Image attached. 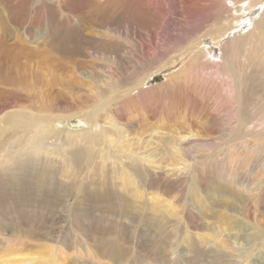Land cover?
Listing matches in <instances>:
<instances>
[{
	"label": "rangeland",
	"instance_id": "374dc122",
	"mask_svg": "<svg viewBox=\"0 0 264 264\" xmlns=\"http://www.w3.org/2000/svg\"><path fill=\"white\" fill-rule=\"evenodd\" d=\"M227 4V0H0V38L4 43L11 44L17 35L15 43L19 48L24 47V52L28 48H41V55L37 53L32 58H25L22 52L13 66H23L24 63L33 66L35 61H43L42 68H50L49 71L41 70L44 86L47 80L51 81V74L56 83L71 80L68 70L72 65L81 71L90 72L93 69L101 78L110 77L119 84L123 81L124 85L141 73L159 67L170 55L179 53L197 39L210 47L212 53L218 54L220 46L212 44L210 38L216 30H210L224 17L232 19L233 12L225 9ZM240 29H234L233 34ZM0 53V74L4 76L11 58L6 53L5 56ZM219 67L203 64V69L191 71L177 82L165 77L176 67L166 71L160 69L152 75L147 90L143 89L145 92L140 93L139 98L130 100L123 108H116L123 101L113 103L117 110L114 111V120L124 128L132 144L151 140L149 134L154 128L166 134L179 131L197 134L195 140L186 144V169L153 181V188L159 192L160 198L169 201L177 210V217H181L176 218L181 222L180 231L174 237L165 234L170 237L165 242L164 236L154 234L149 224L123 217L116 202L113 207L94 202L107 197H100L102 194L98 192L96 198L91 196L90 191L75 193L69 198L76 203V208L70 213L65 207L52 206V203L35 206L33 201H28L25 206L20 205L12 201L11 194L3 193L0 186V242H23V245L17 246L21 249L17 253H6L0 248L2 263L18 264L22 263L21 258L27 260L28 257L37 262L55 255L62 264H80L78 262H84L88 255H92L100 258L95 264H115L117 257L114 254L118 252L121 257L139 264L163 258H167V264H245L247 252L252 247L248 233L255 223L247 214L238 216L226 208L235 204L232 195L226 192L225 196H220L213 190L225 180H237L248 187L253 176L251 165H247L249 149L231 141L237 104L228 92L229 80ZM29 81V78L26 79L22 87L29 89L26 86ZM44 86L43 93L38 91L34 96L30 93L27 101L22 99L19 103L34 104L40 100V94L45 101L59 99L61 107L50 102L48 107L61 111L64 106L79 107L83 101L80 99L82 92L78 89L69 94L63 89V93H57L58 85H54L51 93H44ZM26 89L24 92H27ZM12 101L11 94H0V109L13 105ZM68 122L72 125L77 123L75 119ZM154 154L157 158L161 155L158 150ZM233 181L231 186L227 185L229 192L234 187ZM187 182L193 183L188 187ZM58 196L56 188L48 195L55 201ZM242 197L245 200L243 208H249L251 202L246 193H242ZM256 205L260 211L258 224L261 226L258 228H261L264 225V193L259 194ZM197 207L203 209L198 211ZM163 216L160 214V220ZM162 219L174 223V218ZM184 231H188L186 235ZM213 231L229 244L231 250L233 248L234 254H241L242 258L216 256L211 246L199 238L211 237ZM16 237L22 241H16L19 239ZM257 242V249L250 254L249 260L247 258L249 264L264 262V246ZM166 246L169 248L164 250ZM86 264L94 263L87 261Z\"/></svg>",
	"mask_w": 264,
	"mask_h": 264
},
{
	"label": "bare ground",
	"instance_id": "6f19581e",
	"mask_svg": "<svg viewBox=\"0 0 264 264\" xmlns=\"http://www.w3.org/2000/svg\"><path fill=\"white\" fill-rule=\"evenodd\" d=\"M227 1L225 9H230L231 13L233 12L232 19L227 20L224 17L219 22L215 21L214 27H211L210 30V32L216 30L210 38L212 44L220 46L218 54L212 53L210 47L205 46V43L197 39L182 48L179 53L170 55V58L164 60L165 62L159 67L156 66L147 73H141L136 79L124 85H122L123 81L119 84L110 77L101 78V75L95 73L93 69L90 72L81 71L72 65L68 70L71 80L67 79L62 83L57 82V84L56 78H52L51 74L49 75L51 81L47 80L46 86H44V75L41 74V70L49 71L50 68H42L43 61L41 62V60L35 61L33 66H28L25 63L23 66H13V63L17 64L21 53L24 52V47L19 48L15 43V40L18 39L17 35L13 38L14 43L10 42L11 44L4 43L0 38V52L6 53V56L9 55L11 58V64H8L9 66L5 69L4 76L0 74V94H11L14 103L0 109V186L3 193L11 194L12 201L15 200L17 203H21L20 205L24 204L23 206L28 201H33L35 206L52 203V206H63L71 213L76 208L75 200L71 202L69 199L71 196L82 191H90L91 196L96 198L98 192L102 194L100 197L104 195L107 197L94 202H103L110 207H113L116 202V207L123 217L143 221L153 228L154 234L163 235L165 242L166 239L170 240V237H174L180 231L178 227L181 221L178 219L181 217H177L176 209L170 205L169 201L160 198L159 192L157 193L153 188V181L157 177H167L171 173L182 172V169H186V144L192 139L195 140L194 137H197V134L192 131L166 134L159 132L158 128H154L149 134L151 140L144 143L143 140L142 142L136 141L135 144H132L124 128L114 120L116 119L114 111L117 110L115 106L113 107V103L123 101L116 107L123 108L130 100L139 98L138 95L140 93L142 95L147 90L152 75L160 69L166 71L176 67V70L165 77L167 80L177 82L191 71L203 69V64L220 66L225 77L229 80L228 92L237 104L236 116L233 120L234 126L230 136L232 137L231 141L234 142V145L239 143L250 150H248L250 154L247 165H251L253 176L251 175L248 187L242 186L237 180H225L220 182V185L217 184L213 190L220 196H225L226 192L232 195L235 204L224 206L238 216L247 214L255 223L248 233L249 240L252 242L251 250L247 252L249 260L250 254L257 249L255 248L259 243L257 241H260L264 246V225L262 224V227L258 228L259 225L261 226L258 224V214H260L258 212L260 211L256 205L259 194L264 193V0ZM245 25L248 26L244 27ZM239 28L244 29L233 34L234 29ZM229 36L231 37L229 38ZM40 51V47L28 48V51L24 52V56L32 58ZM28 78L30 81L26 86L29 89H26L22 86ZM42 79L43 83H41ZM42 85L44 93L46 91L51 93L55 89L54 85H58L57 93H63V89L67 90L66 94H69L72 90L78 89L82 92L80 99L83 101L80 105L77 104L79 107L67 108L64 106L61 111L48 107L50 105L48 102L61 107L59 99L58 101L53 99L45 101L42 98L44 96H39L40 94L38 95L40 100L34 104L19 103V100L22 99L27 101L30 93L33 96L38 94V91L41 93ZM35 88L39 89L36 91ZM24 89L27 92H24ZM71 119H75L77 123L74 125L70 123L71 126L68 122ZM157 150L161 154L159 158L154 154ZM244 165L241 167L244 168ZM233 172L236 173L234 170ZM183 180L185 181V178ZM232 181L234 187L229 192L226 188L227 185L231 186ZM191 183L193 182H190L188 187ZM25 187L30 189L26 190ZM54 188L59 193L56 201L54 198L48 197ZM61 193L65 196L60 195ZM242 193H246L248 201L251 202L249 208L247 206L246 209L243 208L245 200ZM45 195L47 196L43 199L42 196ZM197 209L201 211L203 208L197 207ZM160 214L166 215L162 218H174V223L172 220L165 221L162 218L160 220ZM186 232L188 231H184L183 234L186 235ZM18 238L15 240L21 239ZM199 238L208 243L218 257L242 258L241 254H234L233 248L231 250L229 244L227 245V242L219 239L214 231L211 233V237L199 236ZM50 240L56 243L55 240ZM18 245H23V242L19 244H12L8 240L4 243L0 242V248L6 253L13 254L20 251ZM189 245L192 246V242ZM167 247L164 250L169 248ZM117 253L114 254L117 257L115 264H139L136 261L127 260ZM168 254H170L169 251ZM247 258L245 264H249ZM21 259L22 263L18 264H62L55 255L39 259L37 262L32 257H28L27 260ZM99 259V257L88 255L87 260L78 263L86 264L87 261H91L95 264ZM128 259L130 258L128 257ZM152 262L154 261L149 259L147 264H152ZM242 262L244 263V261ZM157 263L167 264V258L154 262V264ZM0 264H3L2 260H0ZM260 264H264V262Z\"/></svg>",
	"mask_w": 264,
	"mask_h": 264
}]
</instances>
